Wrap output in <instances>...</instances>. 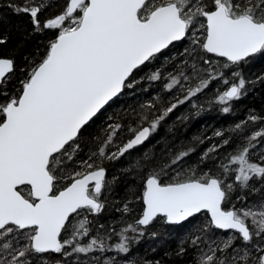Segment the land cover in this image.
Listing matches in <instances>:
<instances>
[{"label":"snow or ice","instance_id":"6c2138e0","mask_svg":"<svg viewBox=\"0 0 264 264\" xmlns=\"http://www.w3.org/2000/svg\"><path fill=\"white\" fill-rule=\"evenodd\" d=\"M0 264H264V0H0Z\"/></svg>","mask_w":264,"mask_h":264},{"label":"trees","instance_id":"16d2710c","mask_svg":"<svg viewBox=\"0 0 264 264\" xmlns=\"http://www.w3.org/2000/svg\"><path fill=\"white\" fill-rule=\"evenodd\" d=\"M13 19H15V17L13 16ZM260 97L256 96L254 98L248 99L245 101L246 104L251 105V104H256L259 105L260 104ZM245 114L244 109L242 108L239 112V116L243 117ZM235 119V117H222L219 116L217 113H208L200 118L197 119V121L195 123H193L186 131H185V135H192L195 134L201 130H203L205 124H209V125H213V124H220V123H227L230 120ZM210 131V129H209Z\"/></svg>","mask_w":264,"mask_h":264}]
</instances>
